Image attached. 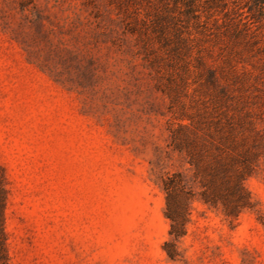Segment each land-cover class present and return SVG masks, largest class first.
<instances>
[{
	"label": "rangeland",
	"instance_id": "obj_1",
	"mask_svg": "<svg viewBox=\"0 0 264 264\" xmlns=\"http://www.w3.org/2000/svg\"><path fill=\"white\" fill-rule=\"evenodd\" d=\"M113 1L0 0L11 264H264V24L233 36L220 19L189 23L144 45ZM232 156L249 164L237 215L200 196L213 167L231 183ZM173 172L191 195L177 239Z\"/></svg>",
	"mask_w": 264,
	"mask_h": 264
},
{
	"label": "trees",
	"instance_id": "obj_2",
	"mask_svg": "<svg viewBox=\"0 0 264 264\" xmlns=\"http://www.w3.org/2000/svg\"><path fill=\"white\" fill-rule=\"evenodd\" d=\"M113 4L124 14L122 22L127 30L141 32L144 36V45L148 44L146 34L149 31L158 42L167 46L170 43V32L178 37L181 28L187 27L189 23L195 28L206 29L209 20L217 23L220 19L221 26L233 36H238L244 27L252 23L259 24L258 27L264 24V0H114ZM140 12L143 14L142 17ZM210 78L213 83L212 74ZM174 148L185 150L186 144L178 141L174 143ZM187 153L190 164L197 166L195 155L189 151ZM232 159L237 160L235 162L239 167L235 168L232 177L229 178L231 183L226 185L223 182L224 185H218L215 178L220 167H213L209 179L201 183L203 188L200 196L206 204L214 206L220 203L226 214L237 215L249 204V196L243 185L249 164L245 157L238 159L232 156ZM179 182L178 172L167 174L162 180L165 191L164 215L170 221L169 234L174 239L185 232L191 197ZM5 199V177L0 166V264H11L3 222ZM166 251L169 256H173L171 251L168 249Z\"/></svg>",
	"mask_w": 264,
	"mask_h": 264
}]
</instances>
